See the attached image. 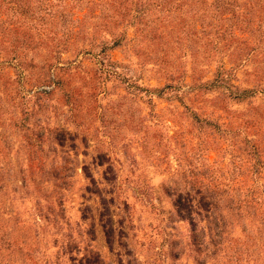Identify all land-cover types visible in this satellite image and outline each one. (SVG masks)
Masks as SVG:
<instances>
[{
	"label": "rangeland",
	"instance_id": "374dc122",
	"mask_svg": "<svg viewBox=\"0 0 264 264\" xmlns=\"http://www.w3.org/2000/svg\"><path fill=\"white\" fill-rule=\"evenodd\" d=\"M177 3L0 0V264H264V20Z\"/></svg>",
	"mask_w": 264,
	"mask_h": 264
},
{
	"label": "trees",
	"instance_id": "16d2710c",
	"mask_svg": "<svg viewBox=\"0 0 264 264\" xmlns=\"http://www.w3.org/2000/svg\"><path fill=\"white\" fill-rule=\"evenodd\" d=\"M142 1V0H140ZM158 1V0H157ZM164 4H178V0H161ZM182 3L188 4V13L197 15L199 19V25L204 32L217 33L220 37L225 33L231 31V29H237L239 33L247 32L253 34V32L262 31V23L264 20V0H179ZM154 2V1H152ZM217 17H223V21L226 22V26L223 23H218ZM208 18V20H206ZM229 27V28H227ZM228 30V31H227ZM218 34V33H217ZM216 42L219 41V36H216ZM233 36H230V39ZM226 44V43H224ZM229 45L231 43H228ZM237 46V45H236ZM256 45L249 46L245 51V58L240 57L239 64L248 60V56L252 50L256 49ZM233 66L230 67V69ZM222 69H226L223 67ZM226 69V70H230ZM223 80L226 77H222ZM223 225L220 227L222 229ZM2 241V239H0Z\"/></svg>",
	"mask_w": 264,
	"mask_h": 264
}]
</instances>
